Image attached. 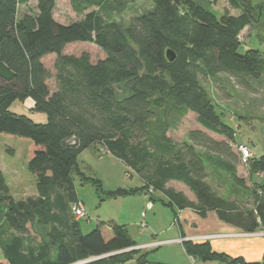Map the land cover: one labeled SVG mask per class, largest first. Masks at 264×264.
Masks as SVG:
<instances>
[{
    "label": "trees",
    "instance_id": "16d2710c",
    "mask_svg": "<svg viewBox=\"0 0 264 264\" xmlns=\"http://www.w3.org/2000/svg\"><path fill=\"white\" fill-rule=\"evenodd\" d=\"M136 1L70 0L81 19L62 23L54 14L57 0H0V135L30 139L27 166L37 190L16 199L0 170V264H150L148 251L135 248L139 244L127 226L113 223L110 239L100 225L84 234L71 210L80 200L72 175L89 179L79 157L92 146L122 160L142 180L140 187L115 195L141 192L156 201L153 194L160 192L174 215L187 208L202 216L214 210L245 232L264 230V183L254 180L243 200L220 195L208 181L210 163L246 186L237 165L225 157L231 155L235 129L202 82L223 73L253 88L264 74V54L241 53L240 34L254 21L264 24V6L229 0L241 12L218 16L198 0H151L149 10L119 21ZM76 42L95 44L105 57L65 53ZM52 55L54 74L45 64ZM27 99L45 122L14 108ZM189 112L202 129L188 133L182 144L172 142L166 135L170 116L181 120ZM243 164L250 165L251 175L264 173V155ZM172 181L185 184L195 199L170 186ZM183 245L205 262L264 264L215 251L209 241Z\"/></svg>",
    "mask_w": 264,
    "mask_h": 264
},
{
    "label": "rangeland",
    "instance_id": "374dc122",
    "mask_svg": "<svg viewBox=\"0 0 264 264\" xmlns=\"http://www.w3.org/2000/svg\"><path fill=\"white\" fill-rule=\"evenodd\" d=\"M198 1L213 9L218 16H221L224 11L238 14L242 10L241 8L239 10L234 8L229 0ZM249 1L256 9L259 6H264V0ZM31 6L35 7V2H32ZM151 7V0H137L117 19L122 23H127L133 16L141 14ZM54 14L55 18L62 23H70L81 19V16L77 15L72 9L70 0H57ZM261 37L264 38V24L259 19L246 27L240 34L242 41L240 52L244 53L248 49H257L264 54V40L261 41ZM83 52L90 53L93 60L105 57L100 48L89 42L69 44L65 49V53L81 54ZM54 57L52 55L45 58V64L53 74L55 73ZM202 82L218 107L225 112L226 122L235 129L236 140L229 143L231 155L225 157L237 165L238 176L246 186H240L225 172L214 169L210 163L206 164L208 181L220 195L229 199L239 198L245 200L249 197L250 189L254 186V180L264 183L262 173L251 175L250 163L245 165L241 162L237 147L239 144H247L251 148L252 157L259 158L264 155V74L252 82L253 88L251 90L239 86L231 76L223 73L211 78H202ZM49 84L54 89L55 79L53 77L49 80ZM14 108L19 113L23 111L26 113L32 112L31 114L34 115L29 105L16 103ZM169 121L170 126L166 135L172 142L177 144L187 141L188 133L191 131L202 129L193 112H189L181 120L170 116ZM205 132L219 142L227 141L221 135ZM30 144V139L27 138L6 134L0 135V170L5 176L11 194L16 199H22L37 192L35 176L27 166ZM93 152L94 155L91 156ZM79 161L81 171L89 178L83 181L77 172L72 175L78 197L83 201L86 208L87 217L79 219L84 234L93 231L100 225L105 238L110 239L113 236L112 224L116 223L127 226L130 235L138 243H144L146 240L143 238L145 236L142 235H148L147 241L153 240L152 242H155L154 239L179 237L180 227L184 229V232L197 235L206 232L207 228L211 227V217L206 218L200 214H198V217L196 216L199 221L195 223L198 224L193 225L189 217V214L192 213L191 208H187V212L181 219L179 214L174 215L172 208L160 201L167 202L165 196L160 192L153 194L156 201L152 204H147L151 199V195L147 193L140 192L125 196L113 194L119 189L140 187L142 180L132 168L107 150H99L92 146L87 149L85 154L80 156ZM92 179H97L99 182L95 184ZM97 185L100 186L97 187ZM169 185L183 191L191 199H195L194 194L185 184L172 181ZM149 205L154 206L150 208ZM142 212L145 213V221L148 222L149 226L164 230L168 229V232L163 235L156 231L159 235L153 237L150 227L146 226L142 229L140 226L144 218ZM211 212L215 211L212 210ZM188 227L194 230L191 231ZM184 241H181V239L166 240L159 246L147 248L145 252L148 251L147 259L149 263L194 264L186 258L181 248H179L180 245L177 242L183 244ZM127 264H134V262Z\"/></svg>",
    "mask_w": 264,
    "mask_h": 264
},
{
    "label": "crops",
    "instance_id": "0c3cea01",
    "mask_svg": "<svg viewBox=\"0 0 264 264\" xmlns=\"http://www.w3.org/2000/svg\"><path fill=\"white\" fill-rule=\"evenodd\" d=\"M20 104L29 105V108L32 109L34 102L31 99H27L24 103H20ZM30 112H31V110H30ZM20 113H25L38 122H45L46 121V116L44 114H41V113L34 112V115L31 114L32 112L26 113L23 111ZM90 148H88V149H90ZM85 152H87V149L81 155L85 154ZM92 155H94V152L91 153V156ZM79 163H80V161H79ZM80 167H81V164H80ZM35 194L36 193H33L31 195H35ZM31 195H28V196H31ZM149 203L152 204L155 202L152 199H150V201H148L147 204H149ZM152 206H154V205H149L150 208ZM187 210L188 209H185L180 213V219L184 216V214L187 212ZM211 211L212 210L208 211L207 214L204 216L206 218L208 216L211 217V224H210L211 227L209 226V228H207L206 232H202V234H198V235L197 234H191L188 232H184V229H182V227H180V236L179 237L164 238V239H160V240L154 239V240L166 241V240L187 239V240H193L195 242L209 241L215 251L224 252V253L232 256V257H240L241 256L245 260H247L248 262H260V261L264 260V230L259 229L253 233L252 232L251 233L245 232L242 229H240V228H238L232 224H229V223L222 221L218 217L217 213H215L216 211L215 212H211ZM194 212L195 211L192 210V213L189 214V217H190L191 223L193 225H197L198 223H195V222L199 221V219L196 218V216L198 217V213H196V212L194 213ZM173 214H174V211H173ZM146 217H147V215H146ZM151 224H152V222H151ZM147 225H148V227H150L153 237L157 236L158 232H156V231H159V234H163V235L168 232V229L164 230V229H160V228H156V227L152 228V226H149L148 222H147ZM201 225H203V224H201ZM188 229L191 231L194 230V229H191L189 227H188ZM203 230H205V229L203 228ZM213 230H215V231H213ZM142 236H145L143 238H144V240H146V242L138 243L139 245H145V244L151 243L153 241V240L147 241L148 235H142ZM177 243L180 245L179 248H181V251L186 256V258L188 260H191L194 264H224V263H220L219 261H206L205 262V261H202L199 259H195L186 253L184 245L182 243H180V242H177Z\"/></svg>",
    "mask_w": 264,
    "mask_h": 264
},
{
    "label": "built area",
    "instance_id": "2783aa9c",
    "mask_svg": "<svg viewBox=\"0 0 264 264\" xmlns=\"http://www.w3.org/2000/svg\"><path fill=\"white\" fill-rule=\"evenodd\" d=\"M237 147H238V151L240 153L242 162L248 163L250 158L252 157V151H251V148L249 147V145L239 144ZM262 174L264 175V173H262ZM71 210H72L76 219L87 217L85 205H84L83 201H81V200H77V201L73 202L71 205ZM181 212L182 211H179L178 214L180 215ZM142 215L144 218L142 219L140 226L143 229L148 225H147V222L145 221V213H143ZM182 240H187V239H181V241ZM163 243H164V241H155V242H152L150 244L138 245L135 248L147 249V248H151L154 246H159Z\"/></svg>",
    "mask_w": 264,
    "mask_h": 264
},
{
    "label": "water",
    "instance_id": "95a60500",
    "mask_svg": "<svg viewBox=\"0 0 264 264\" xmlns=\"http://www.w3.org/2000/svg\"><path fill=\"white\" fill-rule=\"evenodd\" d=\"M168 57L172 61V60L175 59V54L173 52H171V51H168Z\"/></svg>",
    "mask_w": 264,
    "mask_h": 264
}]
</instances>
